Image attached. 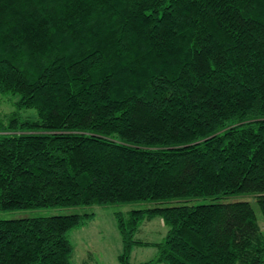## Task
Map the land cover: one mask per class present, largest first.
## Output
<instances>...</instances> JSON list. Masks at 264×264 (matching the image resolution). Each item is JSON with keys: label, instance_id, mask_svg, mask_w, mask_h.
<instances>
[{"label": "trees", "instance_id": "16d2710c", "mask_svg": "<svg viewBox=\"0 0 264 264\" xmlns=\"http://www.w3.org/2000/svg\"><path fill=\"white\" fill-rule=\"evenodd\" d=\"M0 92L1 210L179 200L114 213L118 264H264V0H0ZM92 215L0 218V264H71Z\"/></svg>", "mask_w": 264, "mask_h": 264}, {"label": "rangeland", "instance_id": "374dc122", "mask_svg": "<svg viewBox=\"0 0 264 264\" xmlns=\"http://www.w3.org/2000/svg\"><path fill=\"white\" fill-rule=\"evenodd\" d=\"M18 95L0 92V114L11 111L13 102ZM24 115H33V109L23 110ZM255 210L257 221L264 233V222L261 212L252 196H246ZM212 201L210 198H191L188 203H205ZM179 200H170L160 203L133 202L128 204L92 205L90 207H38L27 209L1 210L0 218H15L21 216L51 215L68 212H93L91 218L84 223L67 231V237L72 244L70 255L71 264H118L117 255L121 251L122 243L116 225L115 212H126L130 208H143L155 205H169L179 203ZM166 226L159 216L152 217L141 223L135 236L149 241H158L164 235ZM157 253L154 246L135 245L132 247L131 260L135 262L153 258ZM164 264V263H156Z\"/></svg>", "mask_w": 264, "mask_h": 264}]
</instances>
